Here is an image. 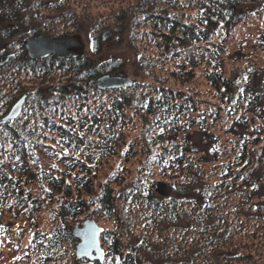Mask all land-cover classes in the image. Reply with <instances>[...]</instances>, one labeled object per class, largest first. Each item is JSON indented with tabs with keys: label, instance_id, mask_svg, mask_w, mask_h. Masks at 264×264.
<instances>
[{
	"label": "trees",
	"instance_id": "1",
	"mask_svg": "<svg viewBox=\"0 0 264 264\" xmlns=\"http://www.w3.org/2000/svg\"><path fill=\"white\" fill-rule=\"evenodd\" d=\"M161 1L167 4L164 15L150 10L149 0L139 5L147 15L151 12L150 22L145 20L154 28L142 40L157 42L168 52L140 55L138 66L155 76L154 70H163L167 63L169 76L183 83L204 64L203 74L216 90L214 101L188 87L169 85L163 77L127 90L90 88L75 99L59 100L73 83L87 86L104 75H123L127 58L104 54L106 43L97 34L101 25L89 11L86 15L87 0H0V60L11 55L6 63L10 77L1 71L0 76L6 83L10 78V85L28 76L40 85L28 99L34 111L0 126V206L16 209L28 220L49 209L50 228L35 229L24 249L17 246V256L28 264H61L68 246L77 240L71 224L84 215L107 218L115 227L104 228L105 259L93 264H264V68L248 63L227 75L222 53L236 11L262 0ZM175 7L183 8L181 14L172 12ZM83 19L89 25L81 23ZM117 21L124 31L132 24L126 15ZM220 29L221 36L216 33ZM77 33L90 37L91 54L33 60L25 47V41L36 36ZM215 36L222 44L205 46ZM146 87L151 90L144 91ZM49 92L55 95L48 97ZM128 114L150 120L152 134L146 130L141 140L126 143L124 132L133 123ZM214 121L234 136L230 147H222L210 129ZM193 127L203 133L200 142L208 144L207 149L187 135L186 141L179 138L182 130ZM151 137L156 141L153 166L164 171L171 194H162L152 170L144 165L128 179L118 172L96 181L102 161L149 153L144 144L152 142ZM222 156L226 160L211 173L203 170ZM30 182L41 183V194L26 189ZM231 195L241 198L234 204L251 224L235 226L223 200ZM4 227L1 231L9 234ZM2 250L0 239L1 256ZM17 256L9 264L22 263Z\"/></svg>",
	"mask_w": 264,
	"mask_h": 264
},
{
	"label": "rangeland",
	"instance_id": "2",
	"mask_svg": "<svg viewBox=\"0 0 264 264\" xmlns=\"http://www.w3.org/2000/svg\"><path fill=\"white\" fill-rule=\"evenodd\" d=\"M143 1L145 0H89V2L87 0L88 9H86V6L82 7V11L86 9V15L87 12L89 11V15L94 16L95 20L93 21H96L101 25L100 29L97 31V34L104 35V33L106 32L111 33V36H109L107 39H103L106 43L104 54L105 55L107 53L108 55L114 54L121 56L123 58L125 57L128 60L127 67L125 68V72H124L125 75L123 74L122 76L131 78L133 80V84L129 87L120 88V89L127 90L134 87L135 85H138L137 83H140V85H142L145 84V82L147 83V82H153L155 80L157 81V79L163 77V79L169 85L176 84L175 86L188 87L193 91V93L199 94L200 96H206L208 99H212V101H214L216 90L212 88L210 83H208L205 75L203 74L205 70L204 64H201V66H198L197 68L192 70L193 73H195L194 78L190 76L188 77L189 81H183V83L180 82L177 83V80L169 76L170 72L168 68H166L169 67L167 63H165V67L163 68V70L160 71V67H157L156 70H154V73L152 74L155 75V73L157 72L155 76H149L150 75L149 71H144V68L138 66L140 55H143L144 57L145 55L146 56L149 55L153 57L152 55L162 56V53L164 54L165 52L166 53L168 52V50L163 49V47H159L157 42L142 40L143 38L149 37L148 35L149 32L154 31V28L146 24L147 22L146 20H148V16H150L151 12H147L148 13L147 15L145 13L146 9L144 10V8L139 6ZM149 1L151 3L150 10H156V12L159 15L165 14L163 9L167 4H164L161 0H153V1L149 0ZM177 8L178 7L172 9V12L174 14H178V12L179 14H181L183 8L182 7H180L179 9ZM53 9H54L53 7H50V9L48 10L51 13ZM193 12L195 13V11H191V13ZM236 12L237 14L235 15L232 23L233 25L232 35L229 36L228 39H225L227 41L223 44L224 52L222 51V53H223V62L225 66L224 73H226L227 75H232L231 74L232 72L234 75L235 72L233 70L235 68H237L238 66L245 67L247 66L248 63L252 64L253 66H260L261 68H264V42L262 41V39L264 40V0H262L261 2H257L255 4L243 5V7H240ZM189 13L190 12H188V14ZM125 15L127 17V21L132 22V24L127 25L129 30L127 28L126 31H124L125 26L123 24L119 25L117 21L118 16L124 17ZM81 23L85 24L86 26L89 25L88 20L85 19H83ZM63 27L64 24H61L60 28L63 29ZM223 31H224L223 29H220L217 30L216 33L220 34L221 36ZM73 35L79 36L81 38L82 42L85 45L84 53L91 54L90 37H87L86 34L84 33L82 34L77 33ZM131 37L134 39L133 41H131ZM207 43L208 44L218 43V45L222 44L218 36L213 37V39L209 42L207 41L205 46L207 45ZM190 45L191 43L189 42L185 47H190ZM7 59L8 58L6 57V60ZM33 60H40V59H33ZM5 61L2 62V59L0 60V65L2 66V69L0 71L2 72V75L6 74V77H10L11 71L10 72L8 71L9 68L6 64L8 61L6 62ZM0 80H3V83L0 84V92L2 94L0 95V109H1L0 118L6 116L11 110L12 106L24 95H26L27 98L23 105L21 113L19 114L18 117H24L25 115L29 114L30 109L34 111V108L31 105H29L30 103L28 102V99H30V96L34 94L36 88L40 86L37 81H33V78L29 76L27 78H21L18 81L19 83L14 85H10L13 84V83H9L10 78L7 79L8 80L7 83L4 82V78H2L1 76H0ZM73 88L75 89L78 88L79 91ZM90 88H97V87H91L89 86V84L87 86H80L79 84L73 83L69 85V90H68L69 94L67 95L69 97L62 96L65 95L62 93L61 96L59 95V100H61V98L75 99V96H78L81 93L85 94L88 90H90ZM49 90L51 89H48V91ZM100 90L108 91V90H119V89H105V90L100 89ZM150 90L151 89L146 87L144 91H150ZM52 95L54 96L55 94H53L52 92H49V94H47L48 97H51ZM53 103H55V101L49 103V106L52 107L50 104ZM35 114L37 115V113ZM128 115L129 118L133 119V123H131L130 126L126 127V130L124 132V139L126 143H130L134 139L141 140V136L143 134H147L146 130H148V134H149L148 136L152 134L147 128L148 124H150L151 126L150 120L143 122L141 121L139 116L135 117L132 114H128ZM210 129L215 130L214 132L220 137V142L222 147L231 146L229 141L234 139V136L232 137L231 134L227 133L226 131L227 128L224 129V126H222L221 124L217 126L214 121L213 123H211ZM186 135L191 141L197 142L199 144H203V146L207 149L208 144H205L203 140L200 142V139L203 137V133L198 129L196 130V127L182 130L179 138L183 141L185 140ZM150 139L152 142L149 143L145 142L144 144L145 149L148 150L149 153H139L131 157L130 159L125 158L123 154H119L118 156H111L107 160L102 161L101 165L98 167L99 173L98 176L96 177V181L102 182L105 180H109V177L113 173H118V172L119 175L122 176L125 175L127 176L128 179V176L130 177L135 176L138 168L141 165H144L146 166V168H149V170H152L154 179L158 182V187L159 189H161L162 194L165 195L171 194L169 190L170 185L168 184L169 181L163 176L164 171H162L159 167L153 166L155 164V162L152 160L154 159V155H155V153L153 154V151L155 150L153 149L155 147L153 142L156 141L155 140L153 141L152 137ZM124 147L125 146H122V149ZM141 148L142 147H140L139 149ZM145 154L147 156H145ZM222 157L223 158L219 160L220 162H217V164L214 162L204 165L203 170H205V172L207 173H211V171L215 169V165H220L221 162H224L226 160L224 156ZM212 179L214 180V178ZM172 181H174V179ZM25 187L26 189H32L35 195L37 192L41 194L40 192L42 191L41 183L37 185L36 183L30 182L27 183ZM115 188L119 189V187L117 186ZM223 200L228 206L226 210L231 213V218L236 227H242L243 225L246 224V222H250L247 224L252 223L251 220H249V218L245 215L246 212L245 211L243 212L241 207H238L234 204V203H238V201L241 200L240 197L231 195L230 200H228L227 198H224ZM49 215H50L49 209L47 208L44 209L39 216H34L33 220H28L24 213H21L20 211H16V209L12 211L9 208L6 209L5 207L0 206V218H1L0 220L3 221L0 222V237H1L0 239L3 245L2 251L4 252L2 256L0 255V264H9V261L11 262L14 258H16V256L19 253L17 246L21 250L24 249L30 243L29 242L30 238L35 229L37 228L49 229L51 226L47 222ZM88 219H94L96 223L100 227H102L103 230L104 228L115 229V227H113V222L107 218H94L85 215L82 216L80 221H78L75 224H71V226L73 225L81 226L83 222H85ZM1 224L9 228L8 231L9 234H5L3 231H1V229H5V227L1 226ZM134 232L137 235L145 236V233H139L137 230H135ZM75 243L73 245L68 246L69 250L66 251V255L64 259L61 261V264L75 263L76 261L75 260L76 250L74 247ZM101 245H102V239H101ZM20 257L21 256L19 255L18 258L20 261H22V263L19 262L20 264H28L27 261L21 260ZM104 259H105V252H104V257L101 260L103 261Z\"/></svg>",
	"mask_w": 264,
	"mask_h": 264
},
{
	"label": "water",
	"instance_id": "3",
	"mask_svg": "<svg viewBox=\"0 0 264 264\" xmlns=\"http://www.w3.org/2000/svg\"><path fill=\"white\" fill-rule=\"evenodd\" d=\"M111 36L110 32L103 35V39ZM25 47L28 55L33 59H44L48 56H54L59 59L76 58L84 53V43L81 38L76 35L69 37H53L49 35H41L29 38L25 41ZM6 58L3 59L5 61ZM133 84V80L122 75H104L93 79L89 82V86L99 89H120L126 88ZM75 89V88H73ZM79 91V89H75ZM27 96L21 97L11 108L9 113L0 118V126L7 125L16 119ZM103 229L94 219H88L81 226L73 225L70 227V232L77 238L75 243V264H84L81 259L87 258L89 263L93 264L95 260H101L104 257V250L101 245V233Z\"/></svg>",
	"mask_w": 264,
	"mask_h": 264
},
{
	"label": "flooded vegetation",
	"instance_id": "4",
	"mask_svg": "<svg viewBox=\"0 0 264 264\" xmlns=\"http://www.w3.org/2000/svg\"><path fill=\"white\" fill-rule=\"evenodd\" d=\"M6 57L8 58L6 61H8L9 58H10V55L6 54L4 57H2V62H3V59L6 58ZM49 57H50V56H49ZM47 58H48V57H47ZM44 59H46V58H44ZM6 61H5V62H6Z\"/></svg>",
	"mask_w": 264,
	"mask_h": 264
}]
</instances>
